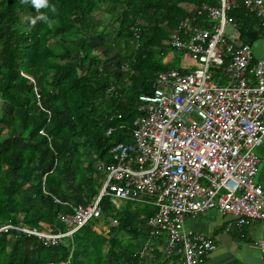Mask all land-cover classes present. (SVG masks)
<instances>
[{
	"label": "trees",
	"instance_id": "obj_1",
	"mask_svg": "<svg viewBox=\"0 0 264 264\" xmlns=\"http://www.w3.org/2000/svg\"><path fill=\"white\" fill-rule=\"evenodd\" d=\"M209 1L48 0L50 7L37 8L32 0H0V225L66 228L59 214L99 192L106 173L98 164L114 162L112 146L132 140L139 95L153 91L158 72L180 68L165 62L172 32ZM41 13L50 24L32 22ZM231 15L246 43L264 35L243 0ZM103 205V226L91 220L57 245L2 232L0 264H139L156 207L127 201L115 211L109 196ZM156 255L143 264H167Z\"/></svg>",
	"mask_w": 264,
	"mask_h": 264
},
{
	"label": "built area",
	"instance_id": "obj_2",
	"mask_svg": "<svg viewBox=\"0 0 264 264\" xmlns=\"http://www.w3.org/2000/svg\"><path fill=\"white\" fill-rule=\"evenodd\" d=\"M243 3L264 25V0ZM238 6L239 0L203 2L179 21L165 62L180 51V68L158 72L153 91L139 95L132 140L112 146L114 162L98 164L106 173L99 192L73 212L59 214L64 230L42 221L41 227L5 223L0 236L14 228L57 245L91 220L104 223L103 199L109 196L115 211L127 201L156 207L139 264L158 247L171 264H203L217 244L187 229L188 215L215 208L235 215L238 225L264 220V187L254 181L257 149L264 144V57L255 58L243 40L231 15ZM134 33L140 37L139 28ZM115 129L109 125L106 132ZM108 220L118 223L113 215ZM259 245L264 254V240Z\"/></svg>",
	"mask_w": 264,
	"mask_h": 264
},
{
	"label": "crops",
	"instance_id": "obj_3",
	"mask_svg": "<svg viewBox=\"0 0 264 264\" xmlns=\"http://www.w3.org/2000/svg\"><path fill=\"white\" fill-rule=\"evenodd\" d=\"M252 49L255 58L264 57V35L253 44ZM188 59L193 62L191 58ZM257 153L260 165L254 181L264 187V144L257 149ZM230 221L233 225L226 231L225 228ZM99 224L103 226L105 222L100 221ZM186 227L216 241L217 247L206 255L203 264H264V254L259 245L260 241L264 240V220L238 225L235 215L223 214L212 208L188 215ZM158 251L162 254L158 247L152 258L157 259ZM164 258L162 255L157 261L161 263L165 260L167 264H171Z\"/></svg>",
	"mask_w": 264,
	"mask_h": 264
},
{
	"label": "clouds",
	"instance_id": "obj_4",
	"mask_svg": "<svg viewBox=\"0 0 264 264\" xmlns=\"http://www.w3.org/2000/svg\"><path fill=\"white\" fill-rule=\"evenodd\" d=\"M32 3L37 7V8H41V7H50L48 0H32ZM52 11H55V7L51 6ZM36 19H40L45 23L50 24L51 21L49 20V17L47 14L41 13L39 14L36 18L33 19V23H35Z\"/></svg>",
	"mask_w": 264,
	"mask_h": 264
},
{
	"label": "rangeland",
	"instance_id": "obj_5",
	"mask_svg": "<svg viewBox=\"0 0 264 264\" xmlns=\"http://www.w3.org/2000/svg\"><path fill=\"white\" fill-rule=\"evenodd\" d=\"M101 18H104V19H106V21H108V19L106 18V16L105 15H102L101 16ZM166 44H168V41H166ZM169 50H171V46L169 47ZM174 52H175V59H173L172 61H171V66L172 67H175L176 65H177V62H178V64H179V62H180V59H179V57L181 56V52L180 51H177V50H174ZM117 211V210H116ZM100 225V224H99ZM102 225H104V224H102Z\"/></svg>",
	"mask_w": 264,
	"mask_h": 264
}]
</instances>
